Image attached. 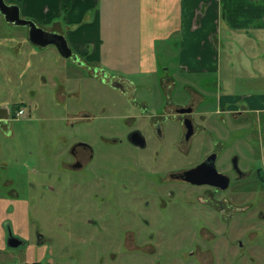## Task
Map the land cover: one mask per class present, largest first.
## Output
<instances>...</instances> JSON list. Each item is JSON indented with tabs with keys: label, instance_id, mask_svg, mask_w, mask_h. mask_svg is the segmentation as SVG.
<instances>
[{
	"label": "rangeland",
	"instance_id": "1",
	"mask_svg": "<svg viewBox=\"0 0 264 264\" xmlns=\"http://www.w3.org/2000/svg\"><path fill=\"white\" fill-rule=\"evenodd\" d=\"M3 18L0 13V28L14 30L15 27L8 25ZM118 24L119 21H116L113 26ZM19 28L29 31L27 27ZM104 37V47L110 50L109 57L115 64L108 67H94L89 64L90 66L102 68L101 71H107L108 74L124 75L125 73H122L125 72V67L117 64L121 63L118 61L133 60L131 68L126 71L132 69V73H142L141 66L139 67L135 60L137 56L124 50L131 47L137 50L138 40L124 36L121 31L106 34ZM260 37L264 40V31ZM178 43V34L169 41L158 44L156 41L158 54L154 53L158 58L157 72L144 78L140 75L128 77L135 80L139 86V101L151 96L156 106H168L170 100L185 102L193 97L199 98L196 93L198 91L213 111L220 99H226L222 100V103H229L232 110L240 107L248 110L251 109L248 105L250 96L264 94V59L255 55L264 52V41L257 46L256 42L248 37L245 36L243 41V35L236 34L231 44H224L221 48L224 62L221 73L218 72L219 66L210 61L214 57L211 51L209 60L200 67L203 71L182 70L177 59L180 52ZM52 48L48 51L50 53H47L50 55H46L42 62L36 64L38 73L42 74L41 81L36 76L33 77V71L28 67L26 59L21 62H0V105H5L3 107L8 111L7 121L0 122V194H16L12 198L14 201L12 200L9 211L11 216L7 222L12 229L18 218L27 216L29 219V224L22 223L20 231L17 232L25 238L27 246L0 249V264H31L34 248L38 250L34 258H39L40 264H147L146 256L139 258L142 256L139 253L136 257L131 253L130 246L125 245L127 237L124 232L110 231L105 227L102 231L97 226L102 219V210L106 207L104 204L113 198L114 190L108 187L107 183L106 187L99 188L106 198L102 204L85 195H82V201L76 191L78 187L83 188L84 178L82 179V175H76L79 176V183L73 181L71 169L67 167L69 159L64 154L70 146L65 139H71L69 114L73 117V109L94 105L97 108L94 123L99 122L103 108L107 110L106 122L109 123V117L113 114L109 108L111 109L113 103L121 107V112L132 109L128 102L124 103L127 100L120 98L117 90L91 77L88 70L78 66V63L65 59L56 63L53 59L55 49ZM11 54L9 50L0 47V55ZM21 75L23 76L20 78ZM163 77H173L174 82L168 85ZM22 79L24 82H35V98H32L26 88H21L28 87L21 83ZM143 80H147L150 90L144 87L141 82ZM61 87L65 88L63 95L59 94ZM20 97L26 104L21 103ZM35 105H38V109ZM18 108L23 110L25 115L17 118ZM217 116L227 118L226 115ZM227 119L229 122H226L234 129L231 146L234 154H237L239 148H246L248 155L242 154L247 161L251 160L253 166L261 167L264 174V112L256 114L249 111L246 116ZM103 127L104 123H99L98 131H104ZM79 129L83 135L90 136L96 131L95 127L89 126ZM219 129L222 132L227 126H220ZM102 146L103 153L108 156V144L102 142ZM122 149L127 150L123 147ZM242 165L243 158L240 161V166ZM254 190H259V187L256 185ZM83 191L92 196L86 186ZM114 192L117 194L116 190ZM251 199L252 202L264 204V193L259 190L258 193L252 194ZM74 201L80 203L81 209L70 206ZM170 215L169 219L160 223L172 225L179 220L178 216L183 218L178 208L171 210ZM146 216L150 218L152 226L156 224V219L157 224H160V218L154 210ZM254 219H257V211ZM164 232L174 235L172 230L166 229ZM241 234L244 236L241 244L247 248L248 254L257 259L263 258L264 227L258 231L257 240H249L251 233L244 231ZM40 236L47 240L42 245L45 251L39 249ZM239 262L255 263L247 257Z\"/></svg>",
	"mask_w": 264,
	"mask_h": 264
},
{
	"label": "flooded vegetation",
	"instance_id": "2",
	"mask_svg": "<svg viewBox=\"0 0 264 264\" xmlns=\"http://www.w3.org/2000/svg\"><path fill=\"white\" fill-rule=\"evenodd\" d=\"M259 26L264 31V23ZM82 63L77 65L117 90L132 109L121 112V107L113 103L109 123L104 108L99 122L94 123L97 108L91 104L73 109V117L69 114L71 139H65L70 146L64 154L68 156L73 181L79 183L76 175L84 178L83 188L76 191L78 197L82 201V195L92 197L102 204L106 198L99 188L106 187V183L117 192L113 191V198L104 204L97 226L102 231L106 228L124 232L125 245L136 257L139 253V258L146 256L147 264H240V259L246 257L254 264H264V257L257 259L248 254L241 244L242 232L251 233L249 240H257L258 231L264 227V204L251 199L259 190L264 193L263 170L247 161L246 148L234 154V129L227 123V118L246 116L248 110H232L229 103H224L223 110L217 104L213 111L198 91L199 98L170 100L168 106H156L151 96L138 100L135 80ZM99 123H104V131H98ZM225 125L227 129L221 132L219 127ZM82 126L95 127L96 131L92 136L83 135L79 129ZM102 142L108 144V156L101 149ZM195 169V181L191 182L186 174ZM256 185L259 190L255 191ZM85 186L92 196L83 191ZM70 206L81 209L76 201ZM175 208L183 218L178 216L172 225L160 223L169 219ZM153 210L160 218V224L156 219L154 226L146 216ZM166 229L174 231V235L166 234ZM10 230L26 243L23 247L27 246L10 226L7 238ZM46 241L40 236L39 248ZM36 263L40 262L31 264Z\"/></svg>",
	"mask_w": 264,
	"mask_h": 264
},
{
	"label": "crops",
	"instance_id": "3",
	"mask_svg": "<svg viewBox=\"0 0 264 264\" xmlns=\"http://www.w3.org/2000/svg\"><path fill=\"white\" fill-rule=\"evenodd\" d=\"M5 2L18 6L23 19H32L44 30L64 35L73 54L80 61L92 63L91 65L94 66L108 67L115 64L109 57L110 50L104 47L106 34L121 31L124 36L138 40L137 50L133 47L124 50L137 56L135 60L139 67L141 66L142 73H132V69L126 71L127 68H131L133 60L118 61L121 63L117 64L125 67V72L123 71L122 74L125 73L123 76L126 77L140 75L144 78L155 74L158 58L154 52H157V44L169 41L176 34L179 38L177 45L180 48L177 57L179 66L188 72L203 71L200 67L209 60L211 51L214 57L210 61L219 66L218 72L221 73L224 66L221 48L224 44H231L236 34L243 35V41L245 36L248 37L249 40L256 42L257 46L264 41L260 37L262 30L259 26L264 23V0H6ZM116 21H119V24L113 26ZM254 22L256 28L251 27ZM7 24L15 28L14 30L0 28V47H4L12 54L0 55V62L3 60L21 62L22 59H26L28 67H31V72L33 71V77L36 76L41 81L42 74L38 73L36 64L42 62L46 55H50L47 53H50L48 51L51 47L55 49L53 59L56 63L65 59L61 58L54 46L45 49L46 47L34 45L29 41L27 30ZM255 55L264 59V52ZM65 61L70 60L65 59ZM163 78L168 84L174 82L173 77ZM30 81L24 82L22 79L21 83H25L28 87L21 88H26L32 98H35L36 85L35 82L30 83ZM141 82L146 88L147 80ZM59 94H65L64 87L60 88ZM201 98L206 101L205 98ZM222 100L226 99H220L218 102L219 110H223ZM21 103L26 104L22 98ZM249 103L251 112L256 114L264 112V94L250 96ZM3 106L5 105H0V122L7 121L8 116V111ZM35 108L38 109V105H35ZM20 110L18 108L16 117ZM15 195L14 192L7 195L0 194V249L8 247L7 229L11 225L8 226L7 222L11 216L9 211ZM22 223L29 224L27 216L17 219L13 224V231L25 239L17 233ZM39 249L45 251L44 246ZM37 252L38 250L34 248V255ZM34 255L32 263L41 262L39 258H34Z\"/></svg>",
	"mask_w": 264,
	"mask_h": 264
},
{
	"label": "water",
	"instance_id": "4",
	"mask_svg": "<svg viewBox=\"0 0 264 264\" xmlns=\"http://www.w3.org/2000/svg\"><path fill=\"white\" fill-rule=\"evenodd\" d=\"M0 13L4 16L7 23L13 26L27 27L29 29L28 38L32 44L41 48L54 46L63 58L75 61L80 65L83 64L80 62L79 58L73 54V50L70 48L64 35L46 31L39 27L34 21L23 19L18 6L10 5L7 4L5 0H0ZM197 170L198 169H195L186 174V177L189 181H195L194 176ZM8 234V247L19 248L26 244H24L22 239L14 236L11 230Z\"/></svg>",
	"mask_w": 264,
	"mask_h": 264
},
{
	"label": "built area",
	"instance_id": "5",
	"mask_svg": "<svg viewBox=\"0 0 264 264\" xmlns=\"http://www.w3.org/2000/svg\"><path fill=\"white\" fill-rule=\"evenodd\" d=\"M24 112L21 110L19 111L18 115H22Z\"/></svg>",
	"mask_w": 264,
	"mask_h": 264
},
{
	"label": "trees",
	"instance_id": "6",
	"mask_svg": "<svg viewBox=\"0 0 264 264\" xmlns=\"http://www.w3.org/2000/svg\"><path fill=\"white\" fill-rule=\"evenodd\" d=\"M36 264H40V263H36Z\"/></svg>",
	"mask_w": 264,
	"mask_h": 264
}]
</instances>
